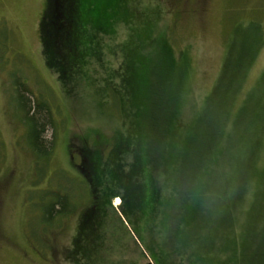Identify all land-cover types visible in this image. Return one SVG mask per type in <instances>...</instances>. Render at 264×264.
Returning a JSON list of instances; mask_svg holds the SVG:
<instances>
[{
    "label": "rangeland",
    "instance_id": "374dc122",
    "mask_svg": "<svg viewBox=\"0 0 264 264\" xmlns=\"http://www.w3.org/2000/svg\"><path fill=\"white\" fill-rule=\"evenodd\" d=\"M122 1L134 10L123 20L116 11ZM44 5L45 0H0V264H152L119 215L118 198L106 208L97 238L87 243L90 260L76 253L80 220L91 205L86 192L76 190L78 184L69 188L74 180L83 179L77 167L81 165L79 148L88 137L86 142L91 145L93 132H97L98 141L112 139L120 125L118 117H122L123 129L136 133L145 143L146 155L155 149L147 142L155 134L152 117L158 91L168 97L163 65L168 59L162 56L167 47H172L178 59L186 55L188 65L179 90L182 106L176 134L182 136L217 86L228 53H232V69H236L248 48L254 50L258 45L261 34L264 41V0H82L83 18L115 35L99 36L101 46L94 40L90 43L91 52L98 58L100 53L102 61L89 57L85 76L79 75L74 84L69 82V92L44 63L38 32ZM254 23L259 31L242 33ZM114 70L118 77L110 76ZM128 71L139 76L138 108L122 84ZM15 77L27 86L24 98L43 101L54 113L55 127L44 133L45 141L52 143V154L43 178L37 175L36 159L25 144L27 128L12 89ZM238 85L228 103L226 123L229 133L235 135L229 147L241 151L248 146L263 147L259 162L263 163L264 43ZM108 93L114 94V106L101 99ZM259 133L263 136L257 140ZM178 142L176 146L164 145V155L172 151L178 156ZM237 149L233 152L239 154ZM151 153L155 157L156 152ZM61 188L75 189L73 198L68 195L65 201L76 209L58 223V228L56 224L43 225V205L55 202L51 195ZM146 223L141 221V229ZM159 232L151 227L145 236L156 253L165 251V263L189 264L187 258L176 256L174 245L166 248ZM245 232L242 230V236Z\"/></svg>",
    "mask_w": 264,
    "mask_h": 264
},
{
    "label": "trees",
    "instance_id": "16d2710c",
    "mask_svg": "<svg viewBox=\"0 0 264 264\" xmlns=\"http://www.w3.org/2000/svg\"><path fill=\"white\" fill-rule=\"evenodd\" d=\"M116 11L123 20L134 10L127 1H122ZM83 13L82 0H45L38 25L44 63L66 88L69 82L74 84L79 75L85 76L87 59L96 57L90 43L94 40L101 46L97 41L99 36L115 35L103 25L86 21ZM243 29L242 33L259 31L260 27L254 23ZM263 43L261 34L258 45L254 50L248 48L236 69H232V53H228L217 86L182 136L176 134L182 106L179 90L188 65L186 55L182 54L178 59L172 47H167L162 56L168 59L163 63L168 97L158 91L154 100L152 124L155 134L147 143L155 149H149L147 155L145 143L136 133L124 130L122 117L117 115L120 125L112 139L98 141L95 138L97 132H93L90 145L86 142L90 134L87 135L78 151L81 165L77 167L83 179L74 180L69 187L78 184L76 190L82 188L91 201L80 220L81 237L74 243L76 253L90 260L87 243L93 241V237L97 238L106 208L118 198L119 215L137 236L152 264L167 263L163 257L165 251L156 253L146 239L145 233L151 227L160 230L166 248L174 245L176 256L187 258L189 264H264V162L259 163L263 147L248 146L243 151L229 147L235 135L229 133L226 123L228 103ZM98 56L96 58L102 61L100 53ZM110 72L113 74L110 76H115V70ZM11 82L14 98L15 94L17 96V108L20 114L23 113L22 122L27 128L25 144L36 159L37 175L43 178L52 154V143L45 141L44 133L55 127L54 113L47 103H34L30 97L24 98L27 86L20 85L17 78ZM138 82L139 76L130 71L122 80L137 108ZM66 91L69 92L68 88ZM101 99L107 104V100L111 101L114 106V94L108 93ZM261 133L257 140L263 136ZM178 139L179 155L173 156L172 151L164 155V145H173ZM234 149L239 154L234 153ZM64 189L51 195L55 202L43 205V225L56 224L58 228V223L75 211L76 207L65 200L76 191ZM248 194L250 199L243 210L241 207ZM141 221H147L146 228L141 229ZM148 221L152 225L156 221V224L152 226ZM242 230H246L244 236ZM234 234L231 238L227 236Z\"/></svg>",
    "mask_w": 264,
    "mask_h": 264
}]
</instances>
